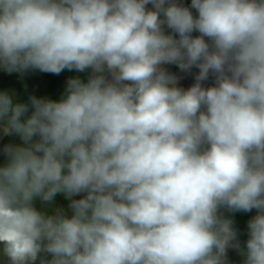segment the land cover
<instances>
[{
	"label": "clouds",
	"instance_id": "9594fccd",
	"mask_svg": "<svg viewBox=\"0 0 264 264\" xmlns=\"http://www.w3.org/2000/svg\"><path fill=\"white\" fill-rule=\"evenodd\" d=\"M0 71L77 73L0 90V264H264V0H0Z\"/></svg>",
	"mask_w": 264,
	"mask_h": 264
},
{
	"label": "crops",
	"instance_id": "0c3cea01",
	"mask_svg": "<svg viewBox=\"0 0 264 264\" xmlns=\"http://www.w3.org/2000/svg\"><path fill=\"white\" fill-rule=\"evenodd\" d=\"M66 74L70 76L77 75L75 72L68 71H64L58 76L36 72L29 73L21 79L19 74L8 75L0 71V90L15 91L22 101H26L29 94L58 99L66 82ZM25 85L27 86L26 88ZM62 199L60 196L57 197V200L62 201Z\"/></svg>",
	"mask_w": 264,
	"mask_h": 264
},
{
	"label": "rangeland",
	"instance_id": "374dc122",
	"mask_svg": "<svg viewBox=\"0 0 264 264\" xmlns=\"http://www.w3.org/2000/svg\"><path fill=\"white\" fill-rule=\"evenodd\" d=\"M187 3H190V0H186ZM172 71H177V69H175V67L172 68ZM69 74V73H68ZM82 75V74H81ZM70 75L65 76V78L67 79ZM255 214V211H253L252 213H237L234 216V219L236 221V227L240 230L241 235H240V239L241 241L246 240L247 236H246V224H247V220ZM229 256L231 258L232 261L234 262H239L240 257L234 252V251H230L229 252Z\"/></svg>",
	"mask_w": 264,
	"mask_h": 264
},
{
	"label": "water",
	"instance_id": "95a60500",
	"mask_svg": "<svg viewBox=\"0 0 264 264\" xmlns=\"http://www.w3.org/2000/svg\"><path fill=\"white\" fill-rule=\"evenodd\" d=\"M191 83H192L191 77H188V78H185L184 80H182V84L184 87H188Z\"/></svg>",
	"mask_w": 264,
	"mask_h": 264
}]
</instances>
